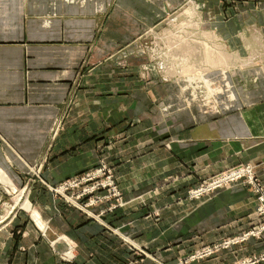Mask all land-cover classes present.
I'll use <instances>...</instances> for the list:
<instances>
[{"label": "crops", "instance_id": "0c3cea01", "mask_svg": "<svg viewBox=\"0 0 264 264\" xmlns=\"http://www.w3.org/2000/svg\"><path fill=\"white\" fill-rule=\"evenodd\" d=\"M187 5L196 9L193 15L201 28L219 37L239 59L227 68L174 81L161 75L158 96L180 102L169 116L189 118V124L176 128L180 142L173 156L158 151L151 160L159 165L158 174L144 172L146 181H162L156 187L148 184V198L166 195L168 176L173 177L175 192L181 193L227 165L263 156L264 0H0V214H10L14 207L19 214L0 230V264H62L56 253L62 249L55 244L61 236L75 251V264H98L101 246L113 245L103 235L106 224L101 217L89 218L68 206L51 188L106 157L112 156V165L136 158L119 155L118 150L113 154L104 139L124 130L119 123L131 116L135 96L157 99L145 87L156 75L150 71L153 56L145 41L165 22L176 24L183 18ZM122 53L133 55L131 69L117 61L124 59ZM194 63L197 60L190 68ZM140 64L141 79L134 68ZM177 85L183 94L191 90L184 94L191 95L187 100L200 103L186 109L182 94L174 93ZM218 144L220 149L213 147ZM220 192L191 209L181 234L204 229L213 236L206 244H215L245 228V218L230 215L237 208L230 207L237 197L233 189ZM23 203H28L32 217L33 212L40 215L41 222L35 221L45 234L50 229L55 246L33 222L23 219L18 210ZM144 206L129 204L114 213L121 223H129L127 235L157 252L160 261L178 259L185 253L179 245L182 238L169 240L160 230L163 217L140 214ZM93 210L101 213L100 207ZM109 216L107 221L115 222L116 216L114 221ZM220 253L210 264L233 262L229 251Z\"/></svg>", "mask_w": 264, "mask_h": 264}, {"label": "rangeland", "instance_id": "374dc122", "mask_svg": "<svg viewBox=\"0 0 264 264\" xmlns=\"http://www.w3.org/2000/svg\"><path fill=\"white\" fill-rule=\"evenodd\" d=\"M188 8H190L189 11L192 14H196V9L187 5L183 10L184 12L182 11L181 13L183 18L178 19L176 24H172L170 21L167 23L165 22L159 27V29L153 31L145 41L148 45H144V47L148 46L146 47V50L149 51V53L152 52L153 56V60L151 62L152 68L150 71L151 74H156L151 75L149 82L151 84L146 85L145 87L148 91H151V94L154 93L157 99H152L149 102L144 101L142 99V95H138V98L135 96V101L133 102L134 107H131V116L127 117L125 113L124 116L126 115L125 117L127 118H124L119 123L120 126H124V130L116 132L104 139V145L113 147V154L114 150H118L119 155L126 157L135 155L136 158H131L126 164L121 163L112 165L108 162V160L112 157L108 154H111V151H105L104 153L106 156L110 157H106L107 160H102L94 168L86 171L90 172L103 169V177L96 181V183L100 185L98 192L82 200L80 199L77 204L70 203L66 198H62L59 194L53 191V189H61L63 184L67 181L51 188V191L56 196L63 199L68 206L76 208L82 212L84 211L83 209H85L84 212H86V214L88 213L87 215L89 218L101 217V220L104 221L103 223L106 224V226L103 227V235L105 239H110L113 245H110L109 243L108 245L101 246L98 258L100 263L98 264H210L212 261L216 260L217 256L221 254L220 252L222 251H229L228 254L231 255L230 258L233 260L230 264H264V153L260 158L248 156L245 161L242 160L234 166L227 165V168L215 173L207 179L199 180L193 185L194 187L187 190H181V193L175 192L174 180L172 176H168L166 180L163 179L165 185L167 186L165 196L151 195V197L148 198L150 194L147 192V195L146 192H144V190L146 191L150 186L156 187L162 183L160 180L148 182L143 179V174L148 169L152 171V176H156L158 174L157 169H159V165L151 160L158 157V151L162 152L166 150L163 154L168 152L167 156H173L171 154H173V150L176 148L175 144L178 140L180 142V139L176 138L174 132L177 127L181 126V124H189V118L169 116L173 115V113L178 110L180 102L179 100H165V98L158 96V93H160V82H162L161 75L163 74L168 80L172 79L173 81L175 78H179V76H194L192 74L182 75L181 72L183 67L190 68V61L197 60V63H194L195 65L192 66L193 68L203 62L201 58L202 54H199L197 59H192L189 55L174 54V49L176 50V47L180 46L177 44L173 45L171 43L170 45L167 41L169 35H173L174 37H172V39L176 38V41L184 39V41H192L191 44H197L198 42V45L200 46L198 48L200 53H204L206 47L214 50L218 49L225 55L227 53L226 56L232 60H228V62L225 63L226 68L238 61V55L228 53L224 45L220 43L219 37L217 43L206 40L207 38H203V32L204 34L212 33L211 31L202 29L201 26L200 28L202 31H194L196 27H199V22L195 21L196 15H193V22L188 23L185 19V14ZM235 11L236 10H234L232 6V12ZM185 26L186 28H184ZM186 32L190 33V35ZM120 55H124V59L117 61H119V63L123 66L127 65L128 68L126 69H131V60H133V55L131 53H122ZM175 56L177 57V62L175 61ZM119 59H121V56H119ZM161 64V67L165 68L164 70L160 69ZM178 67H180V69ZM134 68L135 73L137 74L136 77L139 76L138 78L141 79V77H143V74L141 73L143 66L141 64L135 65ZM203 68L205 67H202L201 69ZM159 71L161 74H159ZM178 72H180V75H178ZM139 87L143 89V84L140 83ZM181 90V87L177 85V92L174 93H177L178 96L182 94L183 98H181L183 99L184 104L188 107L186 109L190 110L189 108H191L194 103L198 102L187 100L192 98L191 95L184 97V94H187V92L191 93L190 89L184 94ZM120 105H124V107H126V102H122ZM161 143L162 145L160 146ZM215 146L220 149L219 144L213 145V147ZM223 151L226 150L223 148ZM168 167L173 168V164ZM216 179L224 182L220 187L208 189L207 187H210V184ZM94 183L95 182H92L91 185ZM149 183L150 186L148 185ZM232 189L234 195L237 197H234L235 200L230 203V207L237 208H233L236 212L233 214L231 213L230 215L231 217H237L239 215L242 219L245 218V228L241 227V229L236 233H231L230 236H225V238H222L220 242L215 244H206L213 236H210L211 238H209V236H207L209 233L204 229H200V231L192 230L191 232H188V234L186 232L181 234L180 227H184L188 224L191 209L200 206V204L203 206V203L208 200H214L215 197L222 194V192H220L222 190ZM78 191L79 190L77 189L75 192L77 193ZM127 191L129 193H127ZM132 191L134 192L131 193ZM152 191H154V188ZM75 192L71 191L69 192V195ZM98 195L100 198L97 203H95L97 204L96 206L83 207V204H89L90 200ZM74 197L75 196H72L71 198ZM129 204L145 205L144 208L140 210V214L144 213L149 218L159 219L160 217H163L160 230L165 232V234H168L169 237L167 238L169 240L174 238H178L176 240H179L182 238L183 243L179 245L182 246L181 249L185 253L179 255L176 260L163 262L160 261L158 256H156L157 252H153L149 247L147 248V245L143 246V244L138 243L136 238L133 239L129 237V235L125 232V228L129 223H121L122 219L118 218L115 214L118 210ZM19 206L21 209L18 210H22L23 219L28 218L27 222H33V224L38 228L41 236L47 238L53 246L55 239L50 237V229L47 234H45L36 223V221L41 222L40 215L33 212L32 217V213L24 211L21 205ZM97 207L101 208L100 214H95L93 210V208ZM16 209L17 208L12 210V214L10 213L8 216L4 213L0 214V217L7 216L5 220L6 222L0 225V230L5 228L10 221L14 220V218L19 215ZM89 213L91 215H89ZM109 213L110 216L108 218H112L113 220L116 216L115 222L117 221L119 224L107 221L106 215ZM243 214H245L244 217ZM140 224L141 223H137L134 225V228L138 229L137 226ZM213 233L214 232H212V234ZM202 244L203 246H201ZM167 245H169V243ZM196 245H199V247L196 248ZM69 246L70 249H72L70 243ZM171 247H168V249H171ZM56 253L58 254V258L62 264H75V251L70 258L66 257L63 252L56 251ZM239 254L244 255L243 258L240 260H234V257Z\"/></svg>", "mask_w": 264, "mask_h": 264}, {"label": "bare ground", "instance_id": "6f19581e", "mask_svg": "<svg viewBox=\"0 0 264 264\" xmlns=\"http://www.w3.org/2000/svg\"><path fill=\"white\" fill-rule=\"evenodd\" d=\"M189 4V3H188ZM189 6H191V5H189ZM189 9L190 8H188V10H187V12H186V14H185V19L188 21V23H192L193 22V14L189 11ZM184 12V11H183ZM196 23V22H195ZM186 25V24H185ZM184 28H186V26L184 27ZM196 30H201V28H200V24H199V27H196L195 28V30L194 31H196ZM202 31V30H201ZM186 33H188V32H186ZM189 35H190V33H188ZM194 34V33H193ZM192 34V35H193ZM191 35V36H192ZM172 37H174L173 35H169V37L167 38V41H168V43L170 44H173V45H175V44H177V45H179L180 47H176V50L174 49V54H176V55H189V57L190 58H192V59H197L198 57H199V54H202V56H201V58H202V60H203V62L201 63V64H199L197 67H194V68H184L183 67V69H182V75H188V74H192V75H194V76H197V75H202L205 71H208V70H210V69H216V68H223V67H225V63L226 62H228V60H232L231 58H228L226 55H227V53H226V55L224 54V53H221L218 49L216 50H214V49H212V48H209V47H206L205 48V50H204V53H200V51H199V45H198V42H197V44H195V43H192L193 44V46H192V44H191V42L192 41H187L186 39V41H184V39L183 40H178V41H176L177 39L176 38H174V39H172ZM179 37V36H178ZM203 38H207L206 40H210V41H212V42H214V43H217V41L219 40V38L214 34V33H205L204 34V32H203ZM176 39V40H175ZM180 39V38H179ZM190 40V39H189ZM170 44V45H171ZM172 45V46H173ZM170 47V46H169ZM171 48V49H172ZM220 48V47H219ZM171 51V50H170ZM227 51V50H226ZM173 57V56H172ZM237 57V56H236ZM235 57V58H236ZM174 58V57H173ZM176 56H175V61L177 62V60H176ZM181 58V57H180ZM185 58V57H184ZM189 58V59H190ZM239 59V58H238ZM187 60V59H186ZM187 61H189V60H187ZM191 62V61H190ZM181 63V62H180ZM188 63V62H187ZM190 64V63H189ZM176 66V65H175ZM181 66V65H180ZM194 66V65H193ZM226 66H228V65H226ZM200 67V68H199ZM202 67H205V68H203V69H201ZM180 69V68H179ZM188 76H190V75H188ZM25 211H27V212H29V213H31V208L29 207V205H28V203H23L22 204V206H21ZM9 214H7V216H8ZM6 216V217H7ZM42 230V229H41ZM62 237V238H61ZM61 237H58V239H57V242L58 243H55L57 246L58 245H60L59 247L62 249V252H63V254L66 256V257H68V258H70V257H72V255H73V251H72V249H70V246H69V240H67V238L65 237V238H63L64 236H61ZM65 243L64 245L63 244H61V243ZM54 244V245H55Z\"/></svg>", "mask_w": 264, "mask_h": 264}, {"label": "built area", "instance_id": "2783aa9c", "mask_svg": "<svg viewBox=\"0 0 264 264\" xmlns=\"http://www.w3.org/2000/svg\"><path fill=\"white\" fill-rule=\"evenodd\" d=\"M103 177V169L101 170H95V171H90V172H85L82 173L81 175L75 177L72 180L67 181L66 183L63 184L61 189H53L57 194H59L62 198H66L67 201H69L72 204H77V202L80 201V199H84L88 196H92L98 192L99 189V184L96 183L99 179ZM92 182H95L93 185H91ZM224 181H219L218 179L213 180V182L210 184V187H207L208 189L210 188H216L220 187L221 184ZM79 190L77 193L75 191ZM207 189V190H208ZM74 191L75 193L69 195V192ZM201 192V191H200ZM72 196H75L74 198H71ZM95 198V199H94ZM93 199L90 200V203L83 204L84 208L89 206H96L97 201L99 200V195L94 197ZM15 209V208H14ZM85 211V209H83ZM12 214V213H11ZM88 214V213H87ZM89 215H91L89 213ZM0 225H2L4 222H6V217H0Z\"/></svg>", "mask_w": 264, "mask_h": 264}]
</instances>
